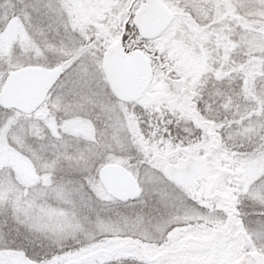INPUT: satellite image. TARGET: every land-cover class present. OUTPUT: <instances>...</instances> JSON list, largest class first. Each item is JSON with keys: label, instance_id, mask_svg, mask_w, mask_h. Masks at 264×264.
Returning <instances> with one entry per match:
<instances>
[{"label": "snow or ice", "instance_id": "obj_1", "mask_svg": "<svg viewBox=\"0 0 264 264\" xmlns=\"http://www.w3.org/2000/svg\"><path fill=\"white\" fill-rule=\"evenodd\" d=\"M0 264H264V0H0Z\"/></svg>", "mask_w": 264, "mask_h": 264}]
</instances>
